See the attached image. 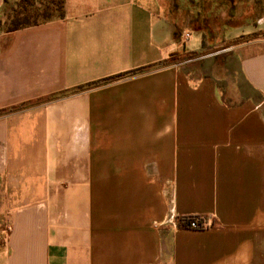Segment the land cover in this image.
Returning a JSON list of instances; mask_svg holds the SVG:
<instances>
[{"label":"crops","instance_id":"obj_1","mask_svg":"<svg viewBox=\"0 0 264 264\" xmlns=\"http://www.w3.org/2000/svg\"><path fill=\"white\" fill-rule=\"evenodd\" d=\"M219 1L251 11L224 89L159 66L203 33L178 44L158 0L0 34V264H264V0Z\"/></svg>","mask_w":264,"mask_h":264},{"label":"rangeland","instance_id":"obj_2","mask_svg":"<svg viewBox=\"0 0 264 264\" xmlns=\"http://www.w3.org/2000/svg\"><path fill=\"white\" fill-rule=\"evenodd\" d=\"M16 0H9L8 4H3L0 12V30L5 31L10 25V18L13 14L8 12L12 6H16ZM161 13L171 24L180 23L182 29L181 42L185 34L191 32V37L186 43V47H196L200 42V35L192 32L196 21L202 16L208 28L213 35L209 37L203 34L207 42V51L205 54L188 58L191 51L182 49L176 58L177 65L186 72L193 75H213L219 81V86L224 89L232 84L230 81H236L240 84V77L236 65L230 58V54L225 52V29L230 25H237L244 21H250L251 11L248 5L239 7V17L233 18L231 14V5L229 3L220 4L218 0H158ZM175 29L176 26L174 25ZM212 37V38H211ZM7 218H5V224Z\"/></svg>","mask_w":264,"mask_h":264},{"label":"trees","instance_id":"obj_3","mask_svg":"<svg viewBox=\"0 0 264 264\" xmlns=\"http://www.w3.org/2000/svg\"><path fill=\"white\" fill-rule=\"evenodd\" d=\"M16 1H17L16 6H12L11 8L8 9V12L10 14H13L10 18L11 19L10 25L7 30L5 31L0 30V34L5 32L6 33L13 32L31 26H37L45 22L57 18H61L64 14L65 0H16ZM8 3L9 0H4V4H8ZM1 13L4 14L3 11ZM174 24L176 26V29L173 33V38L178 44H180L181 36H182V29L180 27L181 25L179 22H176ZM192 31L201 32L206 36V38L209 37V39H210V34L213 35L202 16L199 18V20L196 21L195 28L192 29ZM206 48H207V42L206 39L203 37L201 49L198 51H192L190 56H188V58H195L205 54L207 51ZM179 52L180 51L170 54L169 58L163 61L159 66L165 67L175 63L177 61L176 58ZM139 71H143V70H139ZM134 73L136 72H131L129 74H134ZM193 218H196V216H190L181 219L180 220V222H182L181 225L186 226ZM199 223L202 224L201 218Z\"/></svg>","mask_w":264,"mask_h":264},{"label":"built area","instance_id":"obj_4","mask_svg":"<svg viewBox=\"0 0 264 264\" xmlns=\"http://www.w3.org/2000/svg\"><path fill=\"white\" fill-rule=\"evenodd\" d=\"M190 37V34L186 33L185 34V39L187 40ZM200 218L196 216V218H193L188 224H187V228L190 229H203L206 227L205 223L200 224L199 223Z\"/></svg>","mask_w":264,"mask_h":264}]
</instances>
